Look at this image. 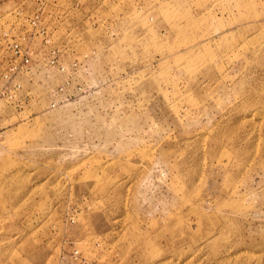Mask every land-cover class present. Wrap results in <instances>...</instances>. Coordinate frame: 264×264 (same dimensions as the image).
<instances>
[{
    "label": "rangeland",
    "instance_id": "rangeland-1",
    "mask_svg": "<svg viewBox=\"0 0 264 264\" xmlns=\"http://www.w3.org/2000/svg\"><path fill=\"white\" fill-rule=\"evenodd\" d=\"M35 12L50 41L25 26L0 93V264H264V0H0V89ZM52 48L86 68L53 108Z\"/></svg>",
    "mask_w": 264,
    "mask_h": 264
},
{
    "label": "built area",
    "instance_id": "built-area-1",
    "mask_svg": "<svg viewBox=\"0 0 264 264\" xmlns=\"http://www.w3.org/2000/svg\"><path fill=\"white\" fill-rule=\"evenodd\" d=\"M28 25L37 31L42 36L44 42H49L50 37L45 27L41 24V17L38 12L25 18L21 26H24L23 31L18 36H8V47L11 51V59L8 61L6 68L4 69L1 78L4 82L0 89V93L12 99L14 102H20L19 99H15L14 93L19 91L21 85L18 81V77L30 70L31 68V51L28 46V42L33 36V33L26 31L25 26ZM22 28V27H21ZM87 58V55H84ZM47 62L50 66L55 67L59 72L66 74V79L60 83L55 90L52 91L53 100L50 102V107L53 108L58 105L61 99H68L74 96L76 93L83 92L86 87L79 81L77 75L79 72H85V63L78 60H73L70 64L65 65L61 60L60 51L57 48H52L48 54ZM22 99L25 96L20 95ZM0 131V141H1ZM77 250L73 252V256H76ZM63 258V256H62Z\"/></svg>",
    "mask_w": 264,
    "mask_h": 264
}]
</instances>
